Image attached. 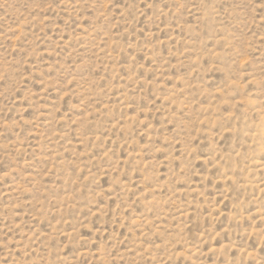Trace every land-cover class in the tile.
<instances>
[{"label":"rangeland","instance_id":"rangeland-1","mask_svg":"<svg viewBox=\"0 0 264 264\" xmlns=\"http://www.w3.org/2000/svg\"><path fill=\"white\" fill-rule=\"evenodd\" d=\"M0 264H264V0H0Z\"/></svg>","mask_w":264,"mask_h":264}]
</instances>
